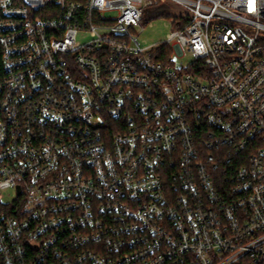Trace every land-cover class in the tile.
<instances>
[{"label": "built area", "instance_id": "1", "mask_svg": "<svg viewBox=\"0 0 264 264\" xmlns=\"http://www.w3.org/2000/svg\"><path fill=\"white\" fill-rule=\"evenodd\" d=\"M0 264H264V0H0Z\"/></svg>", "mask_w": 264, "mask_h": 264}, {"label": "rangeland", "instance_id": "2", "mask_svg": "<svg viewBox=\"0 0 264 264\" xmlns=\"http://www.w3.org/2000/svg\"><path fill=\"white\" fill-rule=\"evenodd\" d=\"M169 9H164V14L168 13ZM110 15H114L110 13ZM171 32L170 18L166 15L151 19V23L140 33L139 40L142 46H148L154 43H159L165 40ZM173 59L177 62V66H188L193 58L188 54L184 57L174 55Z\"/></svg>", "mask_w": 264, "mask_h": 264}, {"label": "trees", "instance_id": "3", "mask_svg": "<svg viewBox=\"0 0 264 264\" xmlns=\"http://www.w3.org/2000/svg\"><path fill=\"white\" fill-rule=\"evenodd\" d=\"M156 10H157L158 13H162V7L161 6L158 5Z\"/></svg>", "mask_w": 264, "mask_h": 264}]
</instances>
